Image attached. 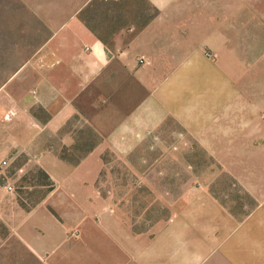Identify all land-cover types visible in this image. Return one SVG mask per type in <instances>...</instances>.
<instances>
[{
	"label": "crops",
	"instance_id": "crops-1",
	"mask_svg": "<svg viewBox=\"0 0 264 264\" xmlns=\"http://www.w3.org/2000/svg\"><path fill=\"white\" fill-rule=\"evenodd\" d=\"M20 1L40 23L41 41L0 89V113H14L12 124L23 136L20 149H31L35 141L40 144L38 155L26 152L27 161L33 159L64 190L60 200L47 203L61 215L66 213L63 204L75 207L70 218L58 221L47 216L45 225L23 230V241L39 258L37 264H264V125L256 124L255 108L237 106L222 113L218 103L192 111L188 106L167 107L165 112L202 143L219 167H205L193 181L183 182L182 191L168 202L165 219L133 230L120 213L106 214L97 208L106 201L94 197L100 168L96 158L101 153L95 135L100 142L111 138L109 125L95 118L121 99L128 113L124 112L127 118L118 127L119 139L142 141L150 130L151 138L155 136L153 130L160 123L158 79L148 59L139 64L138 57L149 54L153 61L147 46L158 45V33L153 34L158 19L152 17L127 42L124 31L134 26H118L109 45L81 16L94 0ZM146 1L174 15L180 13L182 2L191 4ZM208 3L201 2L204 13ZM169 20L171 29L188 25L175 17ZM103 103L108 106L102 110ZM36 109L43 117L34 113ZM79 116L91 142L81 160L70 163L53 152L47 138L61 133L60 140L69 145L63 148H71L79 140L77 131L67 126ZM58 174L71 175L73 180ZM223 176L231 185L220 182ZM71 226L77 227L78 234L68 239Z\"/></svg>",
	"mask_w": 264,
	"mask_h": 264
},
{
	"label": "rangeland",
	"instance_id": "rangeland-1",
	"mask_svg": "<svg viewBox=\"0 0 264 264\" xmlns=\"http://www.w3.org/2000/svg\"><path fill=\"white\" fill-rule=\"evenodd\" d=\"M111 1L94 0L81 15L109 45L118 26H134V30L124 31L127 42L152 17L158 19L157 30L153 31L158 33V45L147 46L153 61L149 54L138 57L139 64L145 62L144 57L148 59L158 79L160 123L153 130L155 136L151 138V130L146 133L144 129L147 139H119L122 136L118 127L128 113L121 99L110 101L113 104L95 118L97 123L109 125L107 137L111 138L100 142L95 135L94 144L101 153L96 158L100 168L94 197L106 201H100L97 208L105 209L106 214L115 210L133 230H141L168 216V202L182 191L183 182L193 181L196 172L205 167H219L202 143L165 112L167 107L188 106L192 111L218 103L222 113L237 106L254 107L256 124L264 125V0H207V13L201 4L204 0H187L191 4L182 2L180 13L175 15L156 10L146 0ZM169 17L182 19L188 25L171 29ZM40 28L20 0H0L1 90L36 52ZM106 106L103 103L101 109ZM6 113L10 115L6 117ZM6 113H0V264H37L39 258L29 252L23 241V230L45 225L47 216L58 221L70 218L75 207L63 204L66 213L61 215L56 206L47 203L48 199L64 196V190L33 159L27 161L26 152L38 155L40 144L35 141L31 149H20L22 132H16L12 124L14 113ZM34 113L43 117L40 109ZM82 122L79 116L67 126L77 131L79 140L71 143V148H63L62 145L69 146L60 140L63 134L47 135V145L58 156L66 157V162H79L90 146L86 127H80ZM57 176L65 180L71 177ZM220 182L231 185L224 176ZM67 231L68 239L78 234L75 226ZM43 258L40 261L44 263Z\"/></svg>",
	"mask_w": 264,
	"mask_h": 264
},
{
	"label": "built area",
	"instance_id": "built-area-1",
	"mask_svg": "<svg viewBox=\"0 0 264 264\" xmlns=\"http://www.w3.org/2000/svg\"><path fill=\"white\" fill-rule=\"evenodd\" d=\"M10 115V113H6L5 116L8 117ZM263 117H264V114H263Z\"/></svg>",
	"mask_w": 264,
	"mask_h": 264
}]
</instances>
